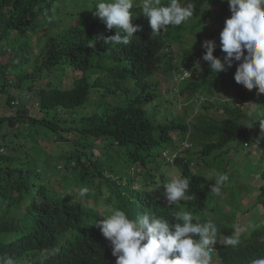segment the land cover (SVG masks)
<instances>
[{"label":"trees","instance_id":"obj_1","mask_svg":"<svg viewBox=\"0 0 264 264\" xmlns=\"http://www.w3.org/2000/svg\"><path fill=\"white\" fill-rule=\"evenodd\" d=\"M193 2L192 18L179 26L169 25L155 36L147 17L138 11L133 25L148 23L133 34L129 44L116 45L86 39L81 22L64 29L66 21L52 11L30 6L17 14L7 0H0L1 255L13 252L32 259L37 243L48 250L37 264H107L110 242L93 224L113 208L128 214L134 208L129 197L137 194L170 225L178 222L172 213L185 210L202 223L214 222L223 236L235 235L234 226L251 225L236 236L237 247L217 243L211 264H250L253 257L264 256V225L256 227L259 212L264 211V164L254 191L244 182L236 185L235 164L230 162L236 158L232 153L235 142L240 141L244 150L245 144L259 136L264 96L235 82L239 62L218 74L207 62L198 72L194 69L205 51L200 47L205 40L216 42L213 55L223 59L220 32L231 12L228 3L219 0ZM210 4L217 5V10L208 8ZM38 27L58 30L61 35L49 39L61 40L39 48V40H31ZM172 45L180 46V59V49L172 58ZM182 68L196 71L197 76L174 84L177 95L160 101V106L180 103L182 112L156 125L152 111L147 113L143 107L159 98L166 81ZM55 72L61 77L59 84L52 80ZM156 72H161L160 78H153ZM11 88L27 94L31 102L23 104ZM214 97L217 100L212 102ZM250 103L260 111L258 117L254 113L251 117L253 129L243 125L249 119ZM70 134L76 137L69 139ZM184 142L190 147L183 148ZM258 147L264 150V142ZM165 153L175 155L173 166L179 176L189 178L194 200L169 205L167 199L157 201L151 192L133 190L138 180L145 189L159 177L160 182H170L154 173L156 167L169 164ZM132 170L136 176L130 175ZM215 173L229 176L219 196L210 192ZM83 187L89 192L81 197ZM98 205L103 214L97 211ZM241 208L248 212L246 225L238 222ZM54 247L56 255L49 251Z\"/></svg>","mask_w":264,"mask_h":264},{"label":"clouds","instance_id":"obj_2","mask_svg":"<svg viewBox=\"0 0 264 264\" xmlns=\"http://www.w3.org/2000/svg\"><path fill=\"white\" fill-rule=\"evenodd\" d=\"M219 1L228 3L231 12L230 18L225 20L220 32V51L225 55L223 59L214 56L216 42L205 40L202 43L205 51L199 55L193 67L198 72L200 65L207 62L211 71L218 74L226 72L235 62H239L234 74L235 82L248 91L257 89V95L262 97L264 96V0ZM7 5L17 14L23 13L24 9L30 6L44 8L45 12L50 14L52 11L55 16L66 21L64 29L78 26L77 24L81 22L85 31L82 36L86 39L95 43L97 38L101 39L103 44L116 45L129 44L133 34L148 23L145 21L133 25L131 21L136 18L138 11H142L147 17L152 36H155L159 35L161 30H166L169 25L179 26L185 23L193 17L196 10L193 0H7ZM41 24L45 25L42 22ZM47 28L38 27V33L31 34V40L35 38L39 40V48L48 41L57 43L61 40V38L50 40V36L61 34L56 32L58 30H52L53 32L45 30ZM89 46L93 47L94 44L90 43ZM172 53L173 58L175 51ZM192 76H197L196 71L182 68L171 76L170 82L178 85L179 82ZM225 97L231 99L230 96L225 95ZM155 103V107L160 106V103ZM246 115L249 119L243 122L244 127L255 128V123L251 119L253 112L248 111ZM174 116L176 115H168L164 123ZM258 124L260 134L252 144L256 147L264 142V118L260 119ZM244 146L248 147L247 144ZM182 147L187 149L190 145L184 142ZM164 157L165 162L169 163L164 166L174 167L175 155L165 153ZM161 176L164 177L162 174ZM215 176V183L210 187V192L219 196L229 176L226 173H215ZM159 178L154 184L160 182ZM151 187L153 186L145 189L144 185V188L139 189L151 192L150 194L154 196ZM162 187L165 189L164 194L169 205L195 199L194 195L189 194L190 180L183 175L162 184ZM139 189L133 186L134 191ZM88 192L87 187L79 190L81 197ZM135 195L136 198H133ZM140 196L143 198L142 195ZM155 199L160 202L156 197ZM129 204L134 207L128 212L129 215L122 209L113 208L103 220L93 224L110 242L111 250L108 252L107 264H211L214 246L217 243L233 248L240 244V240L234 234L221 235L214 222L211 220L200 222L199 217L191 210L173 212L172 217L178 222L170 225L168 220L157 211L144 205L137 194L129 197ZM160 209L162 210V207ZM247 227L251 225L243 229L241 226H234V230L240 232L247 230ZM218 235L221 237L220 240ZM47 251L44 245L36 243L33 246L32 259H29V255L22 256L10 252L8 255L0 254V264H37L45 257L44 253ZM49 251L54 255L58 253L57 247ZM250 264H264V256L253 257Z\"/></svg>","mask_w":264,"mask_h":264},{"label":"rangeland","instance_id":"obj_3","mask_svg":"<svg viewBox=\"0 0 264 264\" xmlns=\"http://www.w3.org/2000/svg\"><path fill=\"white\" fill-rule=\"evenodd\" d=\"M69 1V0H67ZM208 8H212V9H215L217 10V6H210ZM203 26H201L198 30L199 33H202L203 31ZM202 29V30H201ZM198 38L196 37H193V40H197ZM187 46H185L186 48ZM194 49L195 50H198L199 48H197L196 46H194ZM200 47H202V44L200 45ZM171 51H175L180 49V46L178 45H172L170 47ZM184 48V50H185ZM189 50H191L189 48ZM193 50V49H192ZM181 54H182V51L180 49L179 51V57L178 59L181 58ZM60 75L55 72L53 75H52V80L56 83V84H59V82L61 81V77H59ZM161 76V72H156V76L153 77V78H160ZM56 78V79H55ZM166 86H164L162 89H161V95L159 98H156L155 101H153L152 103H149L148 105H145L144 109L147 110V113L149 110L152 111V113L154 114V117L156 118L154 121H155V124H162L164 123L166 117L168 115H171V114H174V115H179L181 112H182V109H183V106L180 104V103H177L176 105L177 106H171V103L170 104H165V105H162V106H159V107H155L154 106V103L156 101H158V103H160V101L168 96V98L170 99H173V97L175 95H177V90L176 88H174L173 86V83L170 82V80H167L166 81ZM169 89V90H168ZM167 90L169 91L167 93ZM12 92V94L16 97H19V98H22L20 101L23 103V104H28L29 102H31V99L27 96V94H22L24 92H20V90H13L12 88L9 90ZM204 98H205V95H204ZM217 97H214L210 100H212V102L216 101ZM4 97L3 95L0 93V101L2 100L3 101ZM225 99H228L227 97H225ZM225 101V100H224ZM4 103V101H3ZM3 103L1 102L0 103V107H2ZM248 109L250 111H252L254 113V115H256L257 117L259 116L260 114V111L257 110V107H256V104H251L249 105ZM219 113H221L222 111H218ZM27 133L30 134V132L28 131ZM34 136V134H33ZM36 137V136H35ZM74 137H76V134H70L68 135V138L69 139H74ZM29 140H34V138L31 137H28ZM32 138V139H31ZM22 142L24 141V138L21 139ZM41 145L42 143L39 142ZM98 144V141L96 142ZM253 142H249L247 145L248 147H246L244 150H242V147L240 145V141H237L233 144V146L235 147L233 152L231 150L232 153L235 154V157L234 160L232 159V162L233 164V170H234V177H233V180L236 182V185H239V184H242L243 182L245 184L248 185L249 188L253 189L254 191L257 189V185L260 183V180H259V176H258V170H259V167L262 166V164H264V150H260L258 147H256L255 145H252ZM245 155V156H244ZM223 157L224 158H227V155L223 154ZM231 157V156H230ZM231 160V159H230ZM55 162V161H54ZM250 163V167L248 169L245 168L246 164L247 163ZM59 164H61V162H59ZM150 167H154L153 165H150ZM155 168V167H154ZM157 171H154V173H159V174H162L164 176L165 179L169 180L170 181L173 179V178H176L177 176H179V171L175 168V167H165L163 165H161L160 167H156L155 168ZM129 174V172H128ZM131 176H136L137 175V171L136 170H132L131 173H130ZM157 175V174H156ZM61 176L58 175L56 177V179L58 181L61 180ZM138 179V178H137ZM136 179V180H137ZM140 180H138L135 184H134V187L139 189V188H144V185L143 183L139 182ZM168 183V182H166ZM164 182L160 183L158 182L157 184H154L153 187H151V189H153V192H154V196L160 200V201H164L166 200V196H165V189L164 187H162V184H166ZM156 185V186H155ZM161 185V186H160ZM251 198H253L255 196V193H252L251 195ZM249 196V197H250ZM102 207L99 208V205L97 207V211H99L101 214H103L104 212L102 211ZM255 211V209H254ZM243 213V214H242ZM248 213V212H247ZM247 213H244V209L241 208V210L239 211V214H240V218H239V223L240 224H247V219H248V214ZM259 221L257 222L256 224V227H259V226H263L264 225V211L262 213L259 212ZM239 234V232L235 233V237Z\"/></svg>","mask_w":264,"mask_h":264}]
</instances>
